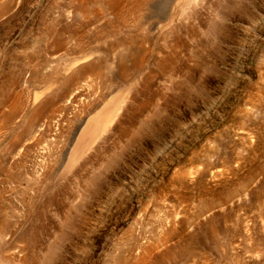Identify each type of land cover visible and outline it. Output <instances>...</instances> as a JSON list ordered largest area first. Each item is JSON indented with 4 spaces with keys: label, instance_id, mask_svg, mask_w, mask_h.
I'll return each instance as SVG.
<instances>
[{
    "label": "rangeland",
    "instance_id": "rangeland-1",
    "mask_svg": "<svg viewBox=\"0 0 264 264\" xmlns=\"http://www.w3.org/2000/svg\"><path fill=\"white\" fill-rule=\"evenodd\" d=\"M85 1L0 0V264H264V0Z\"/></svg>",
    "mask_w": 264,
    "mask_h": 264
},
{
    "label": "bare ground",
    "instance_id": "bare-ground-1",
    "mask_svg": "<svg viewBox=\"0 0 264 264\" xmlns=\"http://www.w3.org/2000/svg\"><path fill=\"white\" fill-rule=\"evenodd\" d=\"M83 2L84 3H86V1L85 0H83ZM255 29V28H254ZM116 34V33H115ZM114 34V35H115ZM119 34V33H118ZM120 35V34H119ZM252 37H254V35L252 36ZM120 38V37H119ZM255 38V37H254ZM133 39V38H132ZM257 39V38H256ZM249 40V39H248ZM253 40V39H252ZM245 41H247V40H245ZM251 41V40H250ZM130 42V41H129ZM128 42V43H129ZM253 42H255V41H253ZM259 42V41H258ZM116 43V42H115ZM118 43H120V42H118ZM256 43V42H255ZM255 43H244V45H243V48H242V50H241V55L243 56V57H246V56H248V53H249V51H250V49H251V45H254ZM127 43L125 42H121L120 44H119V48H118V44H117V46H116V48H115V46H112V48H111V50L112 51H118V52H122V54H124V53H128V52H130V47L133 45V42L132 43H129L127 46L129 47V48H127ZM256 45V44H255ZM126 46V47H125ZM122 47V48H121ZM121 48V49H120ZM125 48V49H124ZM131 53H133V62L131 63V64H127L126 62H122V64L121 65H118V71H119V73H120V77H121V79H120V84H118L117 86L116 85H114L113 87H112V89L111 90H113V93H117V92H119L123 87H124V84H123V82H125V83H127V80L129 79V77L130 76H132V75H136V73L138 72V70L139 69H141V67H142V65H143V63H144V60H145V54L141 51V50H138V49H133L132 51H131ZM131 57V56H130ZM122 60V59H121ZM134 75V76H135ZM133 77V76H132ZM119 82V81H118ZM122 83V84H121ZM106 84V83H105ZM110 86V85H109ZM112 86V85H111ZM108 88V87H107ZM106 95V94H105ZM111 95V94H110ZM107 96V95H106ZM105 96V97H106ZM107 98V97H106ZM258 197V196H257Z\"/></svg>",
    "mask_w": 264,
    "mask_h": 264
}]
</instances>
